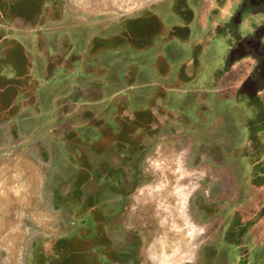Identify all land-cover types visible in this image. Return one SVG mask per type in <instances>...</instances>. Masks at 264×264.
Returning <instances> with one entry per match:
<instances>
[{"label": "crops", "instance_id": "crops-1", "mask_svg": "<svg viewBox=\"0 0 264 264\" xmlns=\"http://www.w3.org/2000/svg\"><path fill=\"white\" fill-rule=\"evenodd\" d=\"M106 1L110 2L108 8L102 6ZM145 2L123 0L124 4L113 7V0H84L91 9L90 15H85L68 9L57 13L47 1L42 3L38 19L17 13L6 20L0 6V226L4 222L7 227H16L18 213H22L21 221L33 232L25 264H34L40 256L47 255L45 251L36 253L35 248L43 249L70 237L92 245L95 264H115L118 260L121 264H195L199 238L202 244L209 242L208 225L202 235L194 232L188 201L195 179H213L218 196L225 185L218 176L174 171V166L183 161L172 155L181 148L172 139L155 144L149 154L144 152L138 158L132 187L124 189L123 183H112L128 179L130 172H121L114 180L112 170H106L104 178L100 175L104 183L102 180L96 185L90 198L73 197L68 192L72 181L88 169L87 157L78 144L91 141L66 142L56 138L53 132L61 120L59 107L68 105L78 131L85 121L83 117L112 120L121 109L119 103L129 100L124 91L111 92L112 86L109 94L96 88L130 83L129 67L123 64L126 51L118 49L105 56H92L84 41L92 34H101L99 24L108 30L116 20L132 17L123 12L135 10L132 14H139L145 9ZM78 18L91 21L90 25L97 28L94 32H78ZM71 20L74 25L69 24ZM13 53L22 60L13 62ZM3 63L9 64L14 73L25 70L24 84L28 86L6 94ZM69 88L72 91H67ZM99 104L106 107L102 113L105 118L96 110ZM162 158L167 159L168 165L163 172L158 167ZM35 227L36 231L32 230ZM101 238L104 243L99 242ZM9 240L18 242L17 236ZM131 253L134 254L129 257Z\"/></svg>", "mask_w": 264, "mask_h": 264}, {"label": "flooded vegetation", "instance_id": "flooded-vegetation-1", "mask_svg": "<svg viewBox=\"0 0 264 264\" xmlns=\"http://www.w3.org/2000/svg\"><path fill=\"white\" fill-rule=\"evenodd\" d=\"M47 1L49 0H31V3L41 5ZM2 3L1 16L4 20L17 14V12H13L14 4L11 0L8 2L3 0ZM215 4L216 6L213 8ZM42 11L41 5V8L35 7L30 12H20L19 14L31 15L32 19H38ZM144 13L145 10L134 17H124L122 27L116 31L113 30L109 37L92 34L88 45L86 44L88 49L92 50V56L96 53L100 56L101 53L108 51L112 54L118 49L126 51L127 57L132 55L136 59L131 61L126 58L123 64L129 68H152L160 85L150 97L149 104L136 112L131 111L125 102L119 103L121 109L115 115L118 122H113L114 118L109 119V121L96 117H83V120L85 119L83 125H88L91 122V127L95 128V131H106L105 134L100 133V139L78 144V149L85 152L88 169L81 177L73 180L72 185L68 188L69 194L73 197L75 195L78 198H90L96 189V185H100L102 180L104 183L102 178L106 175V170H112L114 180L119 178L121 172H130L131 176H127L128 179L116 180L112 183H123L124 189L126 186L132 187V172L136 170L138 158L144 152L147 153V149L150 148L148 146L149 140L145 138L146 133L156 138L164 128L178 132V129L183 131L184 126H186L188 131H193V124L189 126L177 109L169 107V100H183L185 90L189 86L199 83L201 78L199 72L209 52L207 49H209L216 35L224 36L222 40H224V44L228 41V47L221 64L222 70L219 69L217 72L218 77L215 76L212 80L202 78L205 87L208 86L209 88V84L213 82L214 85L212 86L219 93L220 85L224 83L225 76L229 74L230 70H237L240 75L244 73L235 95L220 92L221 99L226 101L233 99L235 106L232 107L230 104V114L235 113V109L238 111L237 113L247 112L250 117L253 116V119L257 120L259 127L264 130V0H169L164 12L150 13L153 16L148 22H146ZM132 21L138 22L136 27H130ZM200 21L201 27L198 26ZM15 54L17 55V53ZM69 55L72 56V53L69 52ZM11 59L13 60V57ZM12 70L9 68V64L3 63L1 73L6 94L18 92L24 86H28V84H24L27 78L25 70H17V72L15 70V73ZM127 79L130 80L129 73ZM210 95L209 92L207 96ZM59 112L61 120L56 123L55 128V132L59 135L58 138L66 142L83 141L79 139L77 131L74 129L73 120L65 119L66 113L63 106ZM250 125L252 124L250 123ZM240 132L237 133L239 137L238 153L228 156L230 161L225 159L226 162H221V164L233 162V172L230 171L232 168H223L224 171L220 177L222 178L221 183L225 185L222 189L223 193L219 195L221 197L218 201L207 203L204 210L208 214L211 212L216 215L212 222L216 227V238L219 246L217 254H214V260L217 261L218 259L219 248L231 243L238 252L237 257H229L232 264H264V253L257 255L252 261L248 242L246 239L243 242L240 238L247 226L245 229H237V231L225 230L228 213L232 211L236 200L234 198L237 195L236 191L239 192V187L245 184L243 183L244 172L242 169H246L249 164L252 166L250 163L252 162L251 156L260 157V150L263 148L259 144L264 141L261 138L263 134H261L260 139L250 135L244 142ZM135 133H141V137L137 135V137L132 138V134ZM261 157L262 160L257 161V170L259 167L261 171L255 177L257 181L263 182L264 155ZM101 174L102 178H100ZM227 177L237 180V183H231L229 188L234 195L227 196ZM229 200L232 202L227 204L226 202ZM210 221L211 218L204 219L203 223L210 228L212 225ZM252 222H260L264 226V203L260 205L259 215ZM211 237L214 238L210 232L209 242L206 244L207 251L202 253L205 261L210 258L207 253L212 252L209 247V243L212 242ZM262 240H264V236ZM99 242L104 243V239L101 238ZM49 246L46 245L43 249L35 248V251L42 253ZM82 246L93 253L92 245H83L80 241L70 237L67 241L55 245L51 244L52 248L47 253L45 252L47 255L44 258L48 260L60 255L61 261L67 262L66 255L69 258V250L74 251ZM133 254L131 253L129 257H132ZM115 258L120 259L118 256ZM38 261V259L35 260L34 264H37ZM121 263L120 260L115 262V264Z\"/></svg>", "mask_w": 264, "mask_h": 264}, {"label": "rangeland", "instance_id": "rangeland-1", "mask_svg": "<svg viewBox=\"0 0 264 264\" xmlns=\"http://www.w3.org/2000/svg\"><path fill=\"white\" fill-rule=\"evenodd\" d=\"M2 1L3 0H0L1 7L3 6ZM11 1L14 4L13 12L17 13L30 12L32 11V8H41L42 5H34V3H31V0ZM113 1H115V3H113V7H117L119 5L124 4L123 0ZM168 2L169 0H146L144 5V14L147 19L146 22H148V20H150V17L153 16L150 13L154 14L155 12H164ZM49 3L50 6L56 7L55 11L57 13L60 12L62 14L68 12L67 9L69 11L72 10L76 13H82L85 15H90L91 11V9H89V6L87 4H84V0H49ZM64 5L66 9L64 8L63 10ZM109 5L110 2L107 1L102 4L103 7H109ZM215 6L216 4L213 6V8H215ZM132 13H135V10L123 12V14L131 15L132 17L137 15ZM123 19L124 17L120 18L119 20H116V22H114L116 24L113 26V28L111 29L110 27V29L108 30L105 29L104 24H99L98 29H100L101 31L100 35L109 37L113 30L116 31L118 28L122 27V23L124 21ZM73 22L74 20H71L69 24L74 25ZM76 23L77 24L75 27L78 29V32L80 29L87 32L89 30H93L94 32L95 28H97L92 26V24L90 25L91 21L89 20H79L78 18ZM137 23L138 22L136 21H132L130 27H136ZM78 26H80V28H78ZM198 26H202L201 21L199 22ZM222 37L216 35V37L211 42L209 49H207V51H209V55L207 54V59L205 58L203 67H201V70L199 72V75H201V78L198 81L199 83H195L194 85L189 86L185 90L183 100H169V107L177 109L178 113L182 115L184 121L187 122L189 126H192L193 124V131H188L186 126H184L185 128H183V131H180L178 129V132L174 130H169V128H164L162 129V132L158 133V136H156V138L152 137L153 135H149L148 133H146L145 138L149 140L148 146L150 147L147 149V154H149V152L153 150V146L155 144L166 143L169 139H172V141H176L181 146L177 153H172L173 156H177L178 160L183 161V164L174 166V171L176 172L184 173L185 171H190L194 174L203 173L210 176L211 178H214L215 176L221 177V175L223 174L222 171H224L223 168H232V170H229L233 172V162H227L226 164H221V162H226L225 159L230 161L231 159L228 158V156L230 157L231 155L238 153L239 148H237V146L239 144V137L237 136V133L240 132V130L244 142H246L250 135L257 137V139H260L261 134H263L261 138H263L264 140V130L259 127L260 125H258V122L255 118L253 119V116L250 117L247 112L237 113L238 111L236 109L235 113L230 114V107L231 105L232 107L235 106V101L233 99H231L230 101L221 99L222 95L220 92L229 93V95H235L237 88L242 81V75L244 73H241L240 75L237 70H230L229 74L225 76L224 83L220 85L219 93H217L218 91H216L212 86L214 85L213 82L212 84H209L208 88V86L205 87L202 81V78L212 80L215 76L218 77V70H222L221 64L224 61L223 57L225 55L226 48L228 47V41L224 44V40H222L224 38ZM89 39L90 38L88 36L86 42L84 41V43H88ZM105 54L106 53H101L100 56H105ZM127 58H129V60L131 61L132 59H136V57L134 58L132 55ZM13 59L15 61L16 59L22 60L19 55H16L14 53ZM14 60L13 62H15ZM152 70L153 69L150 67L129 68V84H113L108 85L107 88L104 86L101 88L97 85L96 88L98 90H102V92L104 90H107L108 94L111 92L119 93V91H124L125 94L129 97V100L125 101L126 105H128V108L131 111L136 112L142 107H146L149 104L150 97H152L155 89L160 85L158 83L157 78L154 76ZM139 79L140 82L137 83ZM135 80L136 82H134ZM52 86L53 85H50L48 87ZM111 86L112 91L110 92ZM24 87L26 88V86ZM70 90V88L67 89V91ZM209 92L211 95L208 97L207 95L209 94ZM59 109H61V106L59 107ZM63 109L66 113L65 119L73 120L74 115L72 117L70 116V110L68 109V105H63ZM105 109V105L101 106L99 104L96 107L97 112L100 114L99 116H101L102 118H105L103 115L106 112ZM116 119L117 118L114 117L113 122H118V119ZM250 123L252 125H250ZM105 131L106 130H102V132L95 131L93 130V128H91V126L81 125L76 133L78 134L79 139L89 141L97 138L100 139V133L105 134ZM53 133L56 138L59 137V135L55 131ZM137 135H140L141 137V133H135L132 134V138L134 136L137 137ZM259 144L263 147L262 150H260V155L262 156L264 155V141ZM165 152V149L161 152L163 156L165 155ZM261 156H251L252 162L250 163L252 164V166H250L249 164L246 169H242V171L244 172L243 183H245L243 185L245 187L242 185L238 189L239 192L236 191L237 195H235L234 197L236 198L234 202V207L232 211L228 213L227 220L225 223V230L233 229L237 231V229H245V226H247L246 231L244 230V232H242L240 238H242L243 242H245V239L248 242L249 254L252 256V261H254L257 255L264 253V244H262V241H264L262 240L264 236V226L261 225L260 222H252L259 215L260 205L264 203V180L263 182L260 180L257 181L255 177L256 174L261 171L259 167L257 170V161L262 160ZM192 158L193 160H191ZM166 160L167 159L162 158V163L158 165L162 172L168 170V165L165 164ZM190 161H193V164H191ZM262 172H264V169ZM194 181L195 183L192 198L191 200H189L190 202L188 201V214L193 222V230L195 233H197L198 236L202 235L205 229H208V227H205L204 223L201 224V222L199 223V221L202 220L203 222L204 219L206 220L208 218H211L210 222H212V220L216 218V215L212 214L211 212L208 214V212L204 210V207L207 203H214L218 201L221 196L219 197L217 195L218 189L217 186L213 184V179L203 180L205 182L204 184L202 180L196 182L195 179ZM196 183H201L204 186L202 187V185H200L198 187ZM227 183V196L231 194L234 195L233 191L229 188L231 187V183H237V180H233L227 177ZM222 193L223 190L220 189V194ZM231 202L232 200H229L226 203L228 204ZM37 214L38 213L35 211L34 217H36ZM21 216L22 213L19 212L16 227H7L4 225V222L2 226H0V264H25L24 256L26 251L30 250L32 246L31 243H29L28 241L31 240L33 232L31 231V228L25 227L24 223L21 221ZM33 229L34 231H36V227L32 228V230ZM209 230L214 236V238L211 237L212 242L209 243V247L212 252L207 253L210 258L208 261H205L204 258H202V260L200 259L203 251L204 253H206L207 251L206 244L208 242L202 244L200 243L201 239L199 238L196 247V252L198 253L199 258L195 264H205V262H208V264H232V261L231 259H229V257H237L238 252L236 251L234 245L232 246L231 243L226 244V246L224 247H220L218 259L217 261L214 260L213 257L214 254H217L219 244L217 243V232L213 222ZM15 236H17L18 239L17 243L11 242L9 240L11 238L14 239ZM50 248H52L51 245L48 248L44 249V251L47 253ZM69 254V258H67L66 255V260H68L67 262L64 260L61 261L60 255L59 257H54L48 260L40 256V258H38L39 261L37 264H57L59 262L60 264H95L94 254L90 253V250L87 251V248L84 246L74 251L69 250ZM87 254H89V256H87Z\"/></svg>", "mask_w": 264, "mask_h": 264}]
</instances>
